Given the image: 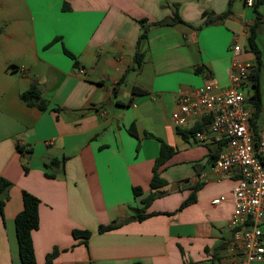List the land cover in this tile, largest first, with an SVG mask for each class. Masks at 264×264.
<instances>
[{
  "label": "crops",
  "instance_id": "crops-1",
  "mask_svg": "<svg viewBox=\"0 0 264 264\" xmlns=\"http://www.w3.org/2000/svg\"><path fill=\"white\" fill-rule=\"evenodd\" d=\"M0 7L10 17L0 32V178L10 183L0 214V264H20L14 218L22 191L39 200L35 264H230L236 174L218 178L211 169L216 146L183 139L170 115L179 93L206 83L228 88L232 43L241 47L236 59L253 66L245 46L257 14L261 91L264 3L0 0ZM175 15L180 22L160 24ZM137 51L144 52L139 67ZM32 85L44 110L19 99ZM157 140L174 153L158 168L166 185L148 200ZM53 159L63 162L48 166ZM108 225L115 229L98 232ZM260 229L264 244V221ZM84 230L86 241L73 235Z\"/></svg>",
  "mask_w": 264,
  "mask_h": 264
},
{
  "label": "built area",
  "instance_id": "built-area-1",
  "mask_svg": "<svg viewBox=\"0 0 264 264\" xmlns=\"http://www.w3.org/2000/svg\"><path fill=\"white\" fill-rule=\"evenodd\" d=\"M253 3L254 0H244L247 8H252ZM230 50L228 88L220 90L215 84L206 83L191 94L179 93L170 121L181 129L198 125L200 130L189 136L194 142L221 146L212 171L220 179L228 178L231 172L236 174L229 221L230 264H250L264 262L260 229L264 221V121L254 135L251 119L255 108L250 101L251 92L244 91L252 65L236 59L241 52L237 43H232ZM223 200L219 197L211 204L216 206Z\"/></svg>",
  "mask_w": 264,
  "mask_h": 264
},
{
  "label": "trees",
  "instance_id": "trees-1",
  "mask_svg": "<svg viewBox=\"0 0 264 264\" xmlns=\"http://www.w3.org/2000/svg\"><path fill=\"white\" fill-rule=\"evenodd\" d=\"M262 3H264V0H254L253 7H258ZM220 18V17H219ZM260 21L259 15L257 14L255 23L248 28V35L246 39V46L245 50L247 52H250L253 57H254V64L252 66L251 72L248 76V84L250 86L251 90V96H250V101L252 105L254 106L255 110L252 115L251 119V124L253 128L254 135H256L257 132V126H256V118L257 114L260 110V105H261V97H260V90H259V77H258V72L260 68H262L261 61H260V52L257 48V45L255 43V37H256V29L257 25ZM180 22L179 18L177 15L171 21L169 22H161L160 24L169 26L174 23ZM2 31V27H0V32ZM146 39V31L143 30L139 37V42ZM63 52L65 55H67L70 59L73 60V63L75 66H77V60L76 58L68 52L66 49H63ZM143 57H144V52H136L134 55V62L136 67H139L142 62H143ZM133 92L137 94H142L143 91L136 88L133 90ZM19 99L26 103L29 106H37L40 110H44L46 107V104L41 101L39 104H35L34 100L39 99V91L38 89L32 85L30 88L22 93L19 96ZM130 102V101H129ZM128 102V103H129ZM200 130V127L198 125H194L190 127L189 129H181L177 128V132L180 134V136L183 139L188 138L190 135H192L195 131ZM129 134L132 136H137L136 128L135 125L132 124L129 129H128ZM144 137L147 138H154L151 134L144 132L143 133ZM159 142V154L157 158L154 161L153 169H152V177L149 182V189L151 190L150 196L148 197V200L151 198L155 197L156 194L152 193V191L162 188L166 185V182L160 177V172L158 171V168L167 161V159L174 153V148L168 146L161 140H157ZM215 151L211 156V162L213 163V160L215 159L217 153L220 151L221 146L215 145ZM63 161H56L55 159L51 160L48 163V166H52L53 164L56 165V163H62ZM10 187V183L6 181L3 178H0V214L2 213L3 207L5 205L6 197H7V192ZM133 193L135 196H139L141 194L140 189L135 188L133 189ZM148 200H145V204L148 202ZM191 200V199H190ZM190 201H186L182 205H186ZM38 206H39V200L34 197L33 195L22 191V210L15 216L14 218V228H15V237H16V242H17V247H18V257L20 264H35V257H34V252H33V245H32V240H31V233L37 229L38 227ZM149 215H137V219H143L145 217H149ZM115 229V225H108V226H99L98 232L99 233H104L108 232L111 230ZM73 235L80 236L84 239V241L87 240L89 237V232L84 230V231H75L73 232ZM55 255V252L52 254L48 255L46 262L49 263ZM134 264H140L139 262H135Z\"/></svg>",
  "mask_w": 264,
  "mask_h": 264
},
{
  "label": "rangeland",
  "instance_id": "rangeland-1",
  "mask_svg": "<svg viewBox=\"0 0 264 264\" xmlns=\"http://www.w3.org/2000/svg\"><path fill=\"white\" fill-rule=\"evenodd\" d=\"M7 14H8V11L0 7V27L4 24L9 25L10 22L8 20H10V17L6 18ZM22 20L28 21V16H26L24 19L22 18ZM244 91L251 92L249 84H246L244 86ZM260 92H261V110L259 113L258 121L259 120L264 121V73L261 74V91Z\"/></svg>",
  "mask_w": 264,
  "mask_h": 264
}]
</instances>
